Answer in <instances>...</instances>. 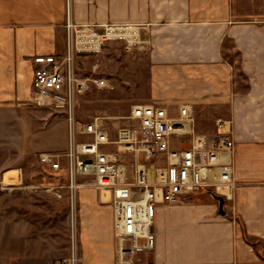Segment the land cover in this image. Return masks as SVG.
Returning <instances> with one entry per match:
<instances>
[{"label":"crops","instance_id":"crops-1","mask_svg":"<svg viewBox=\"0 0 264 264\" xmlns=\"http://www.w3.org/2000/svg\"><path fill=\"white\" fill-rule=\"evenodd\" d=\"M72 18L139 25L149 91L135 104H191L198 131L224 121L232 140L225 214L205 189L158 205L151 264H264V0H72ZM65 24L66 0H0V110L27 104L32 57L63 53Z\"/></svg>","mask_w":264,"mask_h":264},{"label":"built area","instance_id":"built-area-1","mask_svg":"<svg viewBox=\"0 0 264 264\" xmlns=\"http://www.w3.org/2000/svg\"><path fill=\"white\" fill-rule=\"evenodd\" d=\"M66 1L65 51L32 57V86L40 97L67 103L69 150L64 166L58 155L48 152L40 155L41 161L57 170L65 167L73 204L77 189L83 186L78 182L81 176L93 178L91 185L100 190L101 199L108 196L105 201L114 209L115 261L110 264H151L158 205L179 203L203 189L231 198L235 187L234 147L229 141L216 146L199 133L193 107L188 103L179 105L177 113L156 103H136L126 116L132 124L121 127L116 139L110 138L100 117L78 121L77 97L92 85L105 88L109 84L105 78L79 73L75 57L80 53L98 54L107 41L125 40L132 49L143 43L139 25L74 22L72 0ZM223 123H217L219 132ZM79 136L89 139L80 140ZM108 145H115V149H106ZM127 152L134 157L130 166L125 162ZM67 262L93 264L79 256L75 245Z\"/></svg>","mask_w":264,"mask_h":264},{"label":"rangeland","instance_id":"rangeland-1","mask_svg":"<svg viewBox=\"0 0 264 264\" xmlns=\"http://www.w3.org/2000/svg\"><path fill=\"white\" fill-rule=\"evenodd\" d=\"M141 40L143 44L133 49L125 40L107 41L100 53L75 57L79 73L105 78L109 84L105 88L92 85L77 97V119L83 122L100 117L111 139L117 138L121 127L132 124L126 117L129 110L149 91L145 51L149 40L142 35ZM67 110L66 102L40 97L33 86L27 104L0 110V264H68L74 245L79 256L93 264L115 261L114 214L113 205L105 201L108 196L101 199L100 190L91 185L93 178L81 176L78 182L83 186L77 189L73 204L65 167L57 170L41 161L40 155L48 152L58 155L65 165L70 137ZM221 129L219 135H206L210 142L216 146L232 143L228 132ZM105 148L113 150L115 145ZM133 159V153L127 152V165ZM96 208L101 210L91 216L89 212Z\"/></svg>","mask_w":264,"mask_h":264},{"label":"water","instance_id":"water-1","mask_svg":"<svg viewBox=\"0 0 264 264\" xmlns=\"http://www.w3.org/2000/svg\"><path fill=\"white\" fill-rule=\"evenodd\" d=\"M211 194L219 202V212L221 214H225L226 211L224 210V202H225L224 196L214 193V192H211Z\"/></svg>","mask_w":264,"mask_h":264},{"label":"bare ground","instance_id":"bare-ground-1","mask_svg":"<svg viewBox=\"0 0 264 264\" xmlns=\"http://www.w3.org/2000/svg\"><path fill=\"white\" fill-rule=\"evenodd\" d=\"M13 171V170H12ZM9 172H11V171H9Z\"/></svg>","mask_w":264,"mask_h":264},{"label":"trees","instance_id":"trees-1","mask_svg":"<svg viewBox=\"0 0 264 264\" xmlns=\"http://www.w3.org/2000/svg\"><path fill=\"white\" fill-rule=\"evenodd\" d=\"M248 239V238H247ZM249 240V239H248ZM251 241V240H250Z\"/></svg>","mask_w":264,"mask_h":264}]
</instances>
